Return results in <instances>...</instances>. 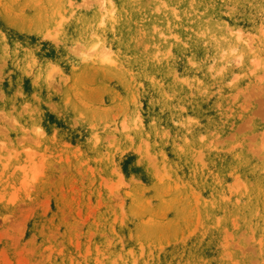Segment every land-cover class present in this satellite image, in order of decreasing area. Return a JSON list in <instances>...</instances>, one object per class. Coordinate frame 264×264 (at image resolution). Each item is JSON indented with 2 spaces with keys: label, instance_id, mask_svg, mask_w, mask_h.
I'll return each instance as SVG.
<instances>
[{
  "label": "rangeland",
  "instance_id": "rangeland-1",
  "mask_svg": "<svg viewBox=\"0 0 264 264\" xmlns=\"http://www.w3.org/2000/svg\"><path fill=\"white\" fill-rule=\"evenodd\" d=\"M0 264H264V0H0Z\"/></svg>",
  "mask_w": 264,
  "mask_h": 264
}]
</instances>
